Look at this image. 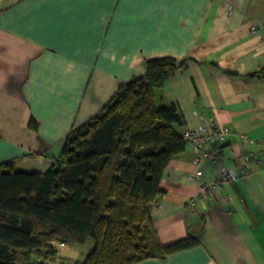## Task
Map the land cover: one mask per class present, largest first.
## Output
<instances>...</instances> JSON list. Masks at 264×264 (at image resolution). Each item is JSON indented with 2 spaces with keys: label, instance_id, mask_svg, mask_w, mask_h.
Listing matches in <instances>:
<instances>
[{
  "label": "crops",
  "instance_id": "obj_1",
  "mask_svg": "<svg viewBox=\"0 0 264 264\" xmlns=\"http://www.w3.org/2000/svg\"><path fill=\"white\" fill-rule=\"evenodd\" d=\"M164 56L187 59L155 90L175 129L230 133L186 142L148 205L149 244H193L133 264H264V0H0V169L47 170L72 126ZM223 166L234 178L200 196Z\"/></svg>",
  "mask_w": 264,
  "mask_h": 264
},
{
  "label": "trees",
  "instance_id": "obj_2",
  "mask_svg": "<svg viewBox=\"0 0 264 264\" xmlns=\"http://www.w3.org/2000/svg\"><path fill=\"white\" fill-rule=\"evenodd\" d=\"M145 73L119 85L92 117L68 131L60 156L45 171L0 169V264H49L54 242L94 239L81 263L133 264L193 244L154 248L148 205L186 141L171 104L155 90L187 59H146ZM29 125L35 128V121Z\"/></svg>",
  "mask_w": 264,
  "mask_h": 264
},
{
  "label": "built area",
  "instance_id": "obj_3",
  "mask_svg": "<svg viewBox=\"0 0 264 264\" xmlns=\"http://www.w3.org/2000/svg\"><path fill=\"white\" fill-rule=\"evenodd\" d=\"M254 25L252 29H254ZM230 133V129L227 126H220L219 124L215 123L212 128H208L206 130L201 129H193V128H186L181 134L183 139L186 142L194 143L196 146L201 148H209L210 144L217 143L220 141H224L225 137ZM245 141H249L247 137H244ZM196 162L199 161V158L195 159ZM201 171L196 169L195 175H200ZM234 172H230L224 166L221 168L220 172V179L219 181L215 180L213 184H203L200 188L199 195H208L213 193V190L220 184V181H229L234 178ZM191 203H194V199H192Z\"/></svg>",
  "mask_w": 264,
  "mask_h": 264
},
{
  "label": "rangeland",
  "instance_id": "obj_4",
  "mask_svg": "<svg viewBox=\"0 0 264 264\" xmlns=\"http://www.w3.org/2000/svg\"><path fill=\"white\" fill-rule=\"evenodd\" d=\"M18 169V168H17ZM94 243L92 237L87 238L85 242L65 244L54 242L57 249V255L54 258L48 257L49 264H74L81 263L87 253L91 250Z\"/></svg>",
  "mask_w": 264,
  "mask_h": 264
},
{
  "label": "water",
  "instance_id": "obj_5",
  "mask_svg": "<svg viewBox=\"0 0 264 264\" xmlns=\"http://www.w3.org/2000/svg\"><path fill=\"white\" fill-rule=\"evenodd\" d=\"M170 104L172 105L173 109L176 110V105H175V103H174L173 101H171ZM175 117H176V121H177L179 124H181V123H182V120H181V116H180V114H179L178 111L175 112Z\"/></svg>",
  "mask_w": 264,
  "mask_h": 264
}]
</instances>
